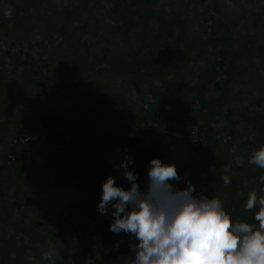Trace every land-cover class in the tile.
<instances>
[{
	"label": "trees",
	"instance_id": "16d2710c",
	"mask_svg": "<svg viewBox=\"0 0 264 264\" xmlns=\"http://www.w3.org/2000/svg\"><path fill=\"white\" fill-rule=\"evenodd\" d=\"M262 144L264 0H0V264H129L97 211L126 157L255 222Z\"/></svg>",
	"mask_w": 264,
	"mask_h": 264
},
{
	"label": "clouds",
	"instance_id": "9594fccd",
	"mask_svg": "<svg viewBox=\"0 0 264 264\" xmlns=\"http://www.w3.org/2000/svg\"><path fill=\"white\" fill-rule=\"evenodd\" d=\"M11 14V8L3 9L4 16ZM130 163L127 157L120 161L130 186L108 175L97 204L101 214L111 209L110 231L135 238L129 264H264V195L258 198L252 191L244 204L245 210L258 209L255 222H234L216 195L197 194L190 180L177 187L173 181L180 175L174 162L151 158L144 189ZM236 163L243 161L237 158ZM248 163L264 168V144L252 152ZM221 180L228 184L231 177L224 174ZM259 180L264 184V176Z\"/></svg>",
	"mask_w": 264,
	"mask_h": 264
},
{
	"label": "built area",
	"instance_id": "2783aa9c",
	"mask_svg": "<svg viewBox=\"0 0 264 264\" xmlns=\"http://www.w3.org/2000/svg\"><path fill=\"white\" fill-rule=\"evenodd\" d=\"M29 138V135H26L25 137H24V139H28Z\"/></svg>",
	"mask_w": 264,
	"mask_h": 264
}]
</instances>
